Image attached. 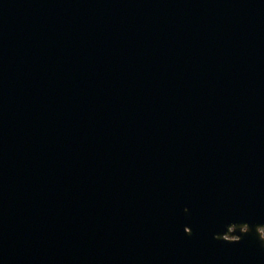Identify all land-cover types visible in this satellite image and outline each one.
<instances>
[{
	"label": "water",
	"instance_id": "obj_1",
	"mask_svg": "<svg viewBox=\"0 0 264 264\" xmlns=\"http://www.w3.org/2000/svg\"><path fill=\"white\" fill-rule=\"evenodd\" d=\"M261 229L264 0H0V264H264Z\"/></svg>",
	"mask_w": 264,
	"mask_h": 264
},
{
	"label": "snow or ice",
	"instance_id": "obj_2",
	"mask_svg": "<svg viewBox=\"0 0 264 264\" xmlns=\"http://www.w3.org/2000/svg\"><path fill=\"white\" fill-rule=\"evenodd\" d=\"M186 228H187V229H189V231H188V232H191V230H192V229H191L190 227H186Z\"/></svg>",
	"mask_w": 264,
	"mask_h": 264
},
{
	"label": "rangeland",
	"instance_id": "obj_3",
	"mask_svg": "<svg viewBox=\"0 0 264 264\" xmlns=\"http://www.w3.org/2000/svg\"><path fill=\"white\" fill-rule=\"evenodd\" d=\"M263 234H264V232H263Z\"/></svg>",
	"mask_w": 264,
	"mask_h": 264
}]
</instances>
